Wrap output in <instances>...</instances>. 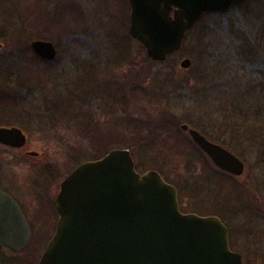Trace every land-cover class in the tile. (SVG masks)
<instances>
[{
    "label": "rangeland",
    "instance_id": "rangeland-1",
    "mask_svg": "<svg viewBox=\"0 0 264 264\" xmlns=\"http://www.w3.org/2000/svg\"><path fill=\"white\" fill-rule=\"evenodd\" d=\"M128 14L125 0H0V124L26 136L21 150L0 147V163L36 239L19 254L2 249L0 264H36L60 181L74 156L98 147L129 149L137 172L176 188L183 213L219 217L243 264H264V0L203 16L164 62L129 36ZM34 40L55 46L53 62L35 57ZM183 124L238 157L243 173H219ZM44 165L53 170L35 169Z\"/></svg>",
    "mask_w": 264,
    "mask_h": 264
},
{
    "label": "water",
    "instance_id": "water-1",
    "mask_svg": "<svg viewBox=\"0 0 264 264\" xmlns=\"http://www.w3.org/2000/svg\"><path fill=\"white\" fill-rule=\"evenodd\" d=\"M240 1L127 0L128 34L148 59L163 62L180 50L204 14ZM30 45L40 58L55 59L51 42ZM179 66L188 69L190 60ZM180 129L216 168L232 176L243 173L244 164L231 152L186 124ZM0 143L21 147L25 136L16 127H0ZM55 209V231L37 264H242L221 219L182 213L175 187L157 171L137 172L126 148L77 165L61 181ZM30 237L19 206L0 190V250L20 252Z\"/></svg>",
    "mask_w": 264,
    "mask_h": 264
},
{
    "label": "flooded vegetation",
    "instance_id": "flooded-vegetation-1",
    "mask_svg": "<svg viewBox=\"0 0 264 264\" xmlns=\"http://www.w3.org/2000/svg\"><path fill=\"white\" fill-rule=\"evenodd\" d=\"M126 1V3H127V0H125ZM248 1L249 0H242V1H240V2H234L233 4H231L225 11H223V12H212V13H209V14H213V15H217V16H221V15H225V14H227V13H229V11L230 10H232V9H234V8H236V7H242V6H244V4H247L248 3ZM128 4V3H127ZM255 5L256 4V2H253L252 3V5ZM249 10V9H248ZM30 44H31V42H30ZM30 46V50H31V52L35 55V57L37 58V59H39V61L41 60V61H46V60H43L42 58H40L39 56H37L33 51H32V49H31V45H29ZM55 50H56V48H55ZM31 54V53H30ZM32 55V54H31ZM33 55V56H34ZM56 56H57V50H56ZM56 58V57H55ZM55 60V59H54ZM54 60H52V61H46V62H53ZM10 113L12 112V111H9ZM8 114V113H7ZM10 115V114H9ZM12 117V116H11ZM14 118H15V116H13ZM13 121H15V120H13ZM5 122H7L6 120H5ZM0 127H4V128H11V127H16V126H11V125H3V124H0ZM17 128V127H16ZM19 129V128H18ZM22 131V130H21ZM23 133V132H22ZM24 134V133H23ZM24 136H25V134H24ZM25 144H26V136H25ZM25 144L23 145V146H21V147H13V146H10V145H5V144H2V143H0V147L1 148H3V149H5V150H8V151H18V150H21L24 146H25ZM13 153H15V152H13ZM32 153H34V154H32ZM25 156H27V157H37L38 156V153H36V152H33V151H26L25 152ZM17 160H19V159H17ZM35 167V166H34ZM33 167V168H34ZM50 167L51 166H47V165H44L43 167H40V168H35L36 170H38V169H41L42 170V175H46V173H49L50 172V170H53L52 168L50 169ZM35 169H33V170H35ZM32 171V170H31ZM31 171H30V174H31ZM5 174H7L8 176H9V174L10 175H12L11 173H5V167H4V165H2L1 163H0V190L3 192V193H5L6 195H8L9 197H11L16 203H17V205L19 206V208H20V210L22 211V207H21V205L19 204V202L16 200V198L14 197V195H13V192H14V190L11 188V187H9V185L7 184V175H5ZM13 179H15V176H13ZM61 182V181H60ZM59 185H60V183H59ZM58 190H59V188H58ZM58 193V192H57ZM57 195V194H56ZM55 198H56V196H55ZM25 199V198H24ZM51 201H52V199H51ZM53 202V201H52ZM53 204V203H52ZM26 205H28V201H27V203H26ZM53 206H54V214L56 215V210H55V200H54V204H53ZM24 208H25V205H24ZM26 208H27V206H26ZM22 213H23V211H22ZM23 215H24V213H23ZM26 219V218H25ZM56 220H57V216H56V218H55V222H56ZM27 221V220H26ZM55 222H54V225H55ZM28 223V222H27ZM29 225V224H28ZM30 227V226H29ZM54 227V226H53ZM31 229V228H30ZM32 231V230H31ZM33 232V231H32ZM0 252H2V251H0ZM10 252H12V251H10ZM12 253H14V254H19L20 252H12ZM242 257V256H241ZM242 264H243V258H242Z\"/></svg>",
    "mask_w": 264,
    "mask_h": 264
},
{
    "label": "trees",
    "instance_id": "trees-1",
    "mask_svg": "<svg viewBox=\"0 0 264 264\" xmlns=\"http://www.w3.org/2000/svg\"><path fill=\"white\" fill-rule=\"evenodd\" d=\"M28 49V48H27ZM29 50V49H28ZM150 60V59H149ZM151 128V131H152V133L151 134H155V137L157 138V137H159L160 135H161V132H157V130L154 128V127H150ZM156 139H154V141H155ZM163 141H166V139H164ZM156 142V141H155ZM164 143V142H163ZM105 144V143H104ZM162 144V143H161ZM177 143H174V147H175V145H176ZM100 146H103L101 143L99 144ZM154 145L155 144H146V145H144L143 147H142V157L145 159V160H147V157H146V154L149 152V151H152L153 150V148H154ZM107 147H104L103 149H101L100 150V147H98L97 148V151H95L94 150V154L90 157V158H86V159H83V160H79V158H76V156H74V155H76V154H73V156L75 157V160H72V165H71V167H75L77 164H79V163H81V162H84V161H87V160H95V159H98V158H100V157H102L107 151V149H106ZM76 153V152H75ZM205 156V155H204ZM71 167H70V169H71ZM70 169L68 170V171H70ZM219 173H222V174H226V173H223V172H221V171H219ZM35 238H34V235L32 236V239L30 240V242H29V246H27L26 247V251H28V250H32V248H31V246L33 245V244H36V242H35ZM45 245V244H44ZM42 247L43 246H41V247H38L36 250H33V251H38V253H40V251H41V249H42ZM39 255V254H38Z\"/></svg>",
    "mask_w": 264,
    "mask_h": 264
}]
</instances>
